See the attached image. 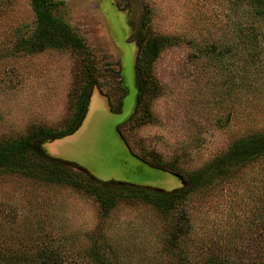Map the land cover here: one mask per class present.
Segmentation results:
<instances>
[{
    "label": "rangeland",
    "instance_id": "374dc122",
    "mask_svg": "<svg viewBox=\"0 0 264 264\" xmlns=\"http://www.w3.org/2000/svg\"><path fill=\"white\" fill-rule=\"evenodd\" d=\"M54 1L88 59L76 49L20 50L35 28L31 0H0V144L67 128L88 74L98 87L80 127L43 147L99 181L171 190L176 177L137 158L187 176L264 131V20L249 17V0ZM147 37L169 40L142 86L137 46ZM183 211L180 253L164 254ZM42 247L72 264H98L90 249L104 264H264V157L168 215L123 198L105 211L79 189L0 171V252Z\"/></svg>",
    "mask_w": 264,
    "mask_h": 264
},
{
    "label": "trees",
    "instance_id": "16d2710c",
    "mask_svg": "<svg viewBox=\"0 0 264 264\" xmlns=\"http://www.w3.org/2000/svg\"><path fill=\"white\" fill-rule=\"evenodd\" d=\"M31 3L35 14V28L28 39L19 42L18 47L20 50L30 54L42 49H76L83 53L85 59H88L85 55L87 54L85 52L86 46L81 37L61 17L56 15L58 6L62 5V2L31 0ZM248 8V14H251L249 16L251 19L264 20V0H249ZM168 40L166 37H147L139 41L136 71L142 86L145 84L143 76L147 73L149 74L153 56L159 49L167 45ZM84 58L82 57L83 60ZM88 79L85 89L82 90L81 96L77 101L75 114L67 128L56 133L40 128L31 134L1 143L0 171L17 174L48 184L67 185L79 189L88 195H94L100 199L105 211L112 208L117 199L123 198L138 199L149 203L163 214L168 215L171 212H175L178 206L183 204L192 194L233 177L239 169L264 157L263 131L234 141L224 154L215 157L201 170L192 172L187 176L173 172L158 160L157 162H149L136 157L145 165L155 170L170 173L176 177L179 180V185L171 190L135 185L125 181H99L93 177L91 179L82 173L75 172L64 166L58 159L48 155L43 145L46 142L71 135L80 127L86 115L93 89L98 87L90 78V74H88ZM141 93H143V89L140 90V95ZM107 99L111 111H119L118 109L113 110L110 99ZM120 105L121 103H119V107ZM121 138L123 139L122 136ZM128 150L130 151L129 148ZM174 222L175 224L171 226L170 236L163 249L164 254L176 255V253H180L179 251L177 252L180 238H183L189 232L188 218L184 211L180 213ZM88 255L93 262L104 264L94 249H90ZM0 264L72 263L62 260L56 249L42 247L23 253L12 252V250L0 252ZM204 264H222V262L216 256H210Z\"/></svg>",
    "mask_w": 264,
    "mask_h": 264
}]
</instances>
